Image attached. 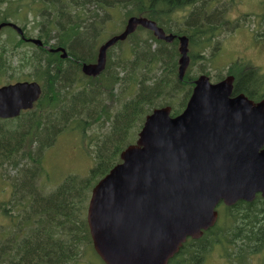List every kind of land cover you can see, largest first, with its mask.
<instances>
[{"label": "trees", "instance_id": "obj_1", "mask_svg": "<svg viewBox=\"0 0 264 264\" xmlns=\"http://www.w3.org/2000/svg\"><path fill=\"white\" fill-rule=\"evenodd\" d=\"M6 1L0 22L29 18V11L24 17L19 14L24 6L30 11L38 8L32 27L39 26L37 35L44 44L54 38L57 46L66 49L67 65L58 54L22 41L10 28L0 38V79L6 77L0 84L36 80L41 85L31 109L0 118V169H15L10 197L0 202V214L10 223L7 234H0V264L77 263L95 252L86 222L92 187L120 161L121 150L135 141L153 108L170 105L173 116L182 111L194 79L201 73L210 75L208 62L220 48V36L241 23L228 17L233 0ZM130 16L151 19L175 37L166 42L138 26L126 41L107 49L99 75H85L81 64L93 62L107 30L118 27L108 36L118 33ZM257 22L264 30V9ZM181 34L188 38L191 61L179 79L177 36ZM244 65L229 67L233 94L264 98V75ZM93 126L103 131L89 137ZM67 130L97 145L94 164L86 175L67 174L45 192L38 183L43 155ZM217 209V222L199 238H187L168 264H205L216 246L221 248L223 264H264L260 257L264 256V198L256 195L249 202L221 203Z\"/></svg>", "mask_w": 264, "mask_h": 264}, {"label": "water", "instance_id": "obj_2", "mask_svg": "<svg viewBox=\"0 0 264 264\" xmlns=\"http://www.w3.org/2000/svg\"><path fill=\"white\" fill-rule=\"evenodd\" d=\"M137 26L167 42L175 36L151 19L130 16L121 32L99 46L96 61L82 64V71L100 73L107 48ZM178 41L181 79L190 58L188 38L179 35ZM55 50L66 55L63 48ZM232 88V75L217 82L199 75L183 111L171 116L169 106L154 108L136 141L92 187L86 221L105 264H167L187 237L198 238L215 224L219 203L252 201L257 193L264 197V99L232 96ZM40 93L35 80L1 85L0 118L32 108Z\"/></svg>", "mask_w": 264, "mask_h": 264}, {"label": "rangeland", "instance_id": "obj_3", "mask_svg": "<svg viewBox=\"0 0 264 264\" xmlns=\"http://www.w3.org/2000/svg\"><path fill=\"white\" fill-rule=\"evenodd\" d=\"M264 0H233L228 16L230 19L238 20L241 25L232 32L222 34L220 36V48L215 54L213 60L208 62L209 73L212 77L216 75H226L229 67L235 63L242 65V68L255 66L264 75V30L257 21L259 14L263 12ZM244 13L248 15L254 14L253 18H247L243 21L238 19ZM33 14V13H32ZM22 16V12L20 13ZM27 20L19 21L23 25ZM29 31L32 33V24H28ZM123 26V25H122ZM118 27H110L107 30V37L110 33L117 31ZM6 31H0V38L6 36ZM260 32V35L258 34ZM137 35H141L137 33ZM124 41V40H123ZM126 41V39H125ZM100 42L97 44L96 48ZM26 48H30L25 46ZM25 48V49H26ZM115 48H118L117 46ZM197 62V60H196ZM196 67V63L192 66ZM6 77L0 79L3 82ZM213 82L216 80L212 78ZM102 128L98 129L93 126L88 131V136L97 133L101 134ZM97 148L93 140L87 141L86 137H81L75 131L67 130L50 146L44 153L42 158V172L38 178L39 186L45 191L51 190L58 182L67 174L86 175L90 167L94 164L93 150ZM14 168L4 167L0 169V202L6 201L10 197L11 181L10 178L14 174ZM0 224H4L0 228L1 236L6 235L9 231L8 218L0 214ZM7 230V231H6ZM221 248L214 247L207 255L205 264H223L221 261ZM264 259V256H260ZM73 264H104L95 252L87 254L82 260Z\"/></svg>", "mask_w": 264, "mask_h": 264}, {"label": "flooded vegetation", "instance_id": "obj_4", "mask_svg": "<svg viewBox=\"0 0 264 264\" xmlns=\"http://www.w3.org/2000/svg\"><path fill=\"white\" fill-rule=\"evenodd\" d=\"M35 10L37 11L38 10V8H35ZM51 13V12H50ZM6 23H9V22H6ZM5 26H8V24H6ZM29 27L30 26H28V24H25L24 25V27H23V34L22 35H20L19 37L22 39V41H24V42H27V43H31V44H33L35 47H39V48H41V49H45V50H47L48 52H52V53H54V54H58V56H59V58L61 59V60H64V61H66L65 62V64L67 65V56H62V51L61 50H55L57 47H59V46H57L56 44H55V40H54V38H52L51 40H50V42L48 43V44H44V42L42 43L41 42V44H36V43H34V42H31V41H29L28 40V38H30V37H28V36H26V37H24V34H26V32H27V35H29V34H31V36H35V37H39L38 35H37V33H39V31H40V28H39V26L38 27H36L35 29H33V32L32 33H30V31H29ZM41 29H43V30H46V28L45 27H42ZM50 30V29H49ZM51 32L52 33H54V31H52L51 30ZM44 33H46V32H44ZM48 34V33H47ZM47 34H45L46 36H48ZM19 35V34H18ZM40 38V37H39ZM43 38V37H42ZM41 38V39H42Z\"/></svg>", "mask_w": 264, "mask_h": 264}]
</instances>
